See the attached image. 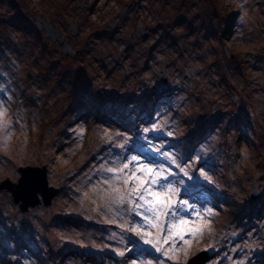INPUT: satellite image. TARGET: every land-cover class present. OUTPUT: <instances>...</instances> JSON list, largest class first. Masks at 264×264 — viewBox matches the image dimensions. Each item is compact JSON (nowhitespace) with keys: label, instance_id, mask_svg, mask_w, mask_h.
<instances>
[{"label":"rangeland","instance_id":"obj_1","mask_svg":"<svg viewBox=\"0 0 264 264\" xmlns=\"http://www.w3.org/2000/svg\"><path fill=\"white\" fill-rule=\"evenodd\" d=\"M0 109V264H264V0H0Z\"/></svg>","mask_w":264,"mask_h":264},{"label":"water","instance_id":"obj_2","mask_svg":"<svg viewBox=\"0 0 264 264\" xmlns=\"http://www.w3.org/2000/svg\"><path fill=\"white\" fill-rule=\"evenodd\" d=\"M37 27L45 30L47 37H51L53 41L62 44L64 46L63 52L67 54L69 47L58 27H54L49 19L45 20L40 17L37 18ZM163 80H167V77L164 76ZM19 171L21 176L18 182L7 178L0 182V191L6 190L11 192L14 201L19 203L22 211H28L31 207H35L41 203H44L46 206L51 205L59 189L49 184L47 165L20 166ZM259 194V184L256 183L250 192V197L256 199ZM208 258V253L204 251L193 256L187 263L176 264H205Z\"/></svg>","mask_w":264,"mask_h":264},{"label":"snow or ice","instance_id":"obj_3","mask_svg":"<svg viewBox=\"0 0 264 264\" xmlns=\"http://www.w3.org/2000/svg\"><path fill=\"white\" fill-rule=\"evenodd\" d=\"M5 115V112L3 109H0V122H2L3 120V117ZM134 160H138L139 157H133ZM124 168H127L128 165L125 164L123 165ZM141 167L145 168L148 170V172L151 174V176L153 177H156V176H159V177H163V173L161 172H153L152 171V166L151 165H142ZM112 171H117L116 169H112ZM134 175V174H133ZM139 179V178H137ZM157 181L156 180H153L152 183H156ZM143 185H144V181L143 180H140L139 181V184L134 187V188H131L129 190V198H131V194H135L137 196L140 197L141 200L144 199V196L141 195V189L143 188ZM166 189H167V192L164 194L163 198H161V193L160 192H152L151 195L153 197H155L154 200L152 201H149V203H152L154 205H156L158 208L159 207H168V208H171V206L174 204V203H177V201H173L171 200V196H170V193L175 191L172 187V185H166ZM133 203H135V201H133ZM187 203V202H185ZM140 207H143V205H140ZM150 243H156V241H149ZM123 254V253H121Z\"/></svg>","mask_w":264,"mask_h":264}]
</instances>
